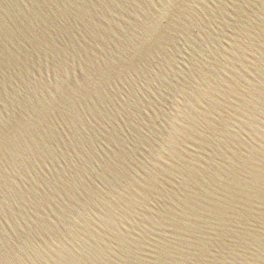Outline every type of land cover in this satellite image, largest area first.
Wrapping results in <instances>:
<instances>
[{"label": "water", "instance_id": "1", "mask_svg": "<svg viewBox=\"0 0 264 264\" xmlns=\"http://www.w3.org/2000/svg\"><path fill=\"white\" fill-rule=\"evenodd\" d=\"M0 264H264V0H0Z\"/></svg>", "mask_w": 264, "mask_h": 264}]
</instances>
